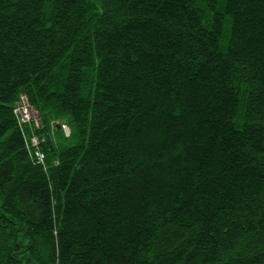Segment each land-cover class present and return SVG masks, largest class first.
I'll list each match as a JSON object with an SVG mask.
<instances>
[{
	"label": "trees",
	"instance_id": "trees-1",
	"mask_svg": "<svg viewBox=\"0 0 264 264\" xmlns=\"http://www.w3.org/2000/svg\"><path fill=\"white\" fill-rule=\"evenodd\" d=\"M0 264H264V0H0Z\"/></svg>",
	"mask_w": 264,
	"mask_h": 264
},
{
	"label": "built area",
	"instance_id": "built-area-1",
	"mask_svg": "<svg viewBox=\"0 0 264 264\" xmlns=\"http://www.w3.org/2000/svg\"><path fill=\"white\" fill-rule=\"evenodd\" d=\"M17 112L19 113V115L21 116V118H22V120L23 121H30L32 118V116H34V118L33 119H36V117H37V114H36V112L34 111V109L32 108V107H30L29 105H28V103L27 102H25V103H23L21 106H19L18 107V109H17ZM26 117H24V116ZM68 129V127L67 126H65V129ZM32 143L33 144H37L38 143V140H37V138L36 137H33V139H32ZM36 155L39 157V158H43L44 157V154L42 153V152H40V151H38V152H36Z\"/></svg>",
	"mask_w": 264,
	"mask_h": 264
},
{
	"label": "rangeland",
	"instance_id": "rangeland-1",
	"mask_svg": "<svg viewBox=\"0 0 264 264\" xmlns=\"http://www.w3.org/2000/svg\"><path fill=\"white\" fill-rule=\"evenodd\" d=\"M22 100H23V101H22V103H25V102H27V99H26V97H25V96H23V97H22ZM27 103H28V102H27ZM23 116H24V115H23ZM24 117H25V116H24ZM25 118H26V117H25ZM31 118L33 119V118H34V116H32ZM32 119H31V120H32ZM31 120H30V121H31ZM65 131H66V133H69V129H67V128H66V129H65Z\"/></svg>",
	"mask_w": 264,
	"mask_h": 264
}]
</instances>
